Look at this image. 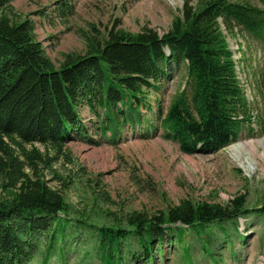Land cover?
<instances>
[{
    "label": "trees",
    "instance_id": "trees-1",
    "mask_svg": "<svg viewBox=\"0 0 264 264\" xmlns=\"http://www.w3.org/2000/svg\"><path fill=\"white\" fill-rule=\"evenodd\" d=\"M258 1L201 0L192 5L185 0L162 34L148 27L137 33L111 29L100 40L86 37L84 54H67L55 67L36 40L34 24L12 19L10 0H0V170L8 179L2 183L7 194L0 199V264H26L37 254L42 264H51L52 257L65 263L73 251L95 256L100 264H156L165 243L184 246L193 258L191 246L184 245L187 237L211 256L216 239L231 242V227L243 241L238 219L264 217V207L247 208L243 195L226 205L183 199L151 216L125 213L111 227L71 220L75 207L61 191L23 172L15 152L34 153L35 161L49 166L51 161L37 149L26 151L24 145L58 150L72 140L116 143L135 127L144 134L160 131L185 154L216 152L236 141L249 129L252 115L222 26L232 35L235 29L243 31L264 52V0ZM57 11L64 13L60 7ZM180 64L185 87L166 108L160 97L153 107L147 93H158ZM59 235L81 239L69 246L58 242Z\"/></svg>",
    "mask_w": 264,
    "mask_h": 264
},
{
    "label": "rangeland",
    "instance_id": "rangeland-1",
    "mask_svg": "<svg viewBox=\"0 0 264 264\" xmlns=\"http://www.w3.org/2000/svg\"><path fill=\"white\" fill-rule=\"evenodd\" d=\"M198 1L201 0H187L192 5ZM233 1L259 5L258 0ZM184 2L10 0V5L12 19H28L34 24L37 42L58 67L65 55L85 53V39L100 40L111 29L137 33L148 27L162 34L170 27L173 17L181 13ZM58 7L64 13L57 11ZM229 38L241 53V88L253 117L251 128L240 134L232 147L230 144L208 154H185L176 142L162 138L160 132L145 135L136 127L123 132L116 143L103 140L92 145L72 140L57 147L58 150L40 143L25 144L26 151L35 148L51 163L47 166L43 160L35 161V154L31 152L25 155L15 152L22 162L23 172L33 179L39 177L51 189L63 193L75 207L69 219L88 221L95 227L116 226L118 223L114 219L117 216L134 211L147 216L165 212L183 199L199 204L226 205L232 198L243 195L247 208L264 207V52H260L257 43L243 32L238 31ZM256 53L259 55L254 56ZM185 81V68L181 64L173 79L162 83L158 93H147V101L154 105V100L160 97L163 106L167 107ZM142 113L150 115L144 109ZM2 139L17 150L7 138ZM3 155L0 152V156ZM7 180V175L0 170V199L7 194L6 186L2 184ZM122 227L127 228L126 225ZM83 229L90 230L87 226ZM245 229H249L246 234L243 233ZM238 231L243 234V241L235 236L232 227L230 244H222L220 238L216 239L217 253L210 256L212 259L195 247L194 238L187 237L184 244L191 246L193 258L186 256L184 246L165 243L161 252L165 254L158 256L157 264H264V217L259 222L254 218H239ZM76 235L65 239L59 235L58 242L71 246L81 239ZM93 258L82 257L73 251L67 255L66 263L54 257L50 263L100 264ZM26 264H42L40 254Z\"/></svg>",
    "mask_w": 264,
    "mask_h": 264
},
{
    "label": "bare ground",
    "instance_id": "bare-ground-1",
    "mask_svg": "<svg viewBox=\"0 0 264 264\" xmlns=\"http://www.w3.org/2000/svg\"><path fill=\"white\" fill-rule=\"evenodd\" d=\"M231 147L233 146V144L230 145ZM51 246V245H50Z\"/></svg>",
    "mask_w": 264,
    "mask_h": 264
},
{
    "label": "water",
    "instance_id": "water-1",
    "mask_svg": "<svg viewBox=\"0 0 264 264\" xmlns=\"http://www.w3.org/2000/svg\"><path fill=\"white\" fill-rule=\"evenodd\" d=\"M199 153V152H198Z\"/></svg>",
    "mask_w": 264,
    "mask_h": 264
}]
</instances>
